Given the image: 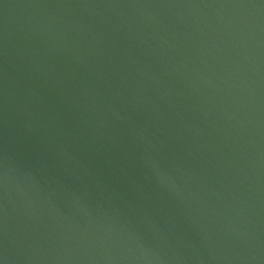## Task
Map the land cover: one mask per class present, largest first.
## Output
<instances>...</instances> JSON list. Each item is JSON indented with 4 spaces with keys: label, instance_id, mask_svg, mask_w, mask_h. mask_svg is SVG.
I'll return each instance as SVG.
<instances>
[{
    "label": "water",
    "instance_id": "obj_1",
    "mask_svg": "<svg viewBox=\"0 0 264 264\" xmlns=\"http://www.w3.org/2000/svg\"><path fill=\"white\" fill-rule=\"evenodd\" d=\"M0 264H264V0H0Z\"/></svg>",
    "mask_w": 264,
    "mask_h": 264
}]
</instances>
